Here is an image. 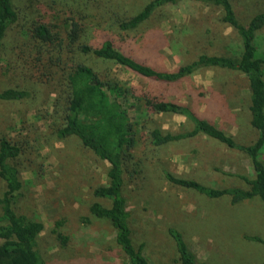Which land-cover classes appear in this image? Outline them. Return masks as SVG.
Returning a JSON list of instances; mask_svg holds the SVG:
<instances>
[{"label":"rangeland","instance_id":"obj_1","mask_svg":"<svg viewBox=\"0 0 264 264\" xmlns=\"http://www.w3.org/2000/svg\"><path fill=\"white\" fill-rule=\"evenodd\" d=\"M103 1L118 13L127 14L146 0ZM240 2L249 5L247 0ZM261 2L264 5V0ZM27 3L34 8V2L19 0L22 6ZM218 15L217 8L188 1L163 7L147 27L127 35L105 27V18L100 27L137 58L173 68L191 60L196 52L212 50L207 42L213 35L229 34L226 41L231 46L238 41L231 27L218 20ZM260 35L257 42L264 51V32ZM9 37L8 49L12 42L33 46L21 33L13 32ZM110 66L124 80L135 84L147 82L121 67ZM242 80L241 74L223 69L201 70L188 80L171 85L164 95L186 102L232 134L236 141L246 142L253 136L244 102L246 90L232 85ZM7 87L33 92L19 102L0 101V126L11 136H28L23 144L25 150L18 158L23 195L17 212L43 223L37 236L42 258L50 264H127L124 253L113 241L111 224L88 210L92 201L109 205L108 199L93 194L96 186L107 182L108 163L83 146L76 136L61 139L56 135V124L61 122L53 108V99L60 89L57 75L46 72L45 77L33 79L0 77V90ZM147 119L143 136L124 164L122 191L133 243L143 244L150 264H179L174 241L167 232L173 226L207 264H260L264 243L245 238L258 235L264 239V206L260 200L253 198L231 205L227 197L207 198L169 182L164 176L168 171L210 186H244L238 174H251L248 158L204 134L152 146L147 134L151 127L177 133L191 129L192 123L183 115L167 112Z\"/></svg>","mask_w":264,"mask_h":264},{"label":"trees","instance_id":"obj_2","mask_svg":"<svg viewBox=\"0 0 264 264\" xmlns=\"http://www.w3.org/2000/svg\"><path fill=\"white\" fill-rule=\"evenodd\" d=\"M200 2L219 9L218 20L230 26L237 37L231 46L229 34L208 39L212 50L196 52L191 60L173 68L156 66L120 47L100 22L125 35L147 27L163 7L181 2ZM146 0L132 13L120 14L103 0H0V77L38 78L46 72L56 74L59 90L53 99L61 122L57 137L76 136L83 146L108 163L107 182L93 189L96 197L109 205L92 201L89 212L108 220L114 229L113 241L127 264H150L143 244L135 245L129 225V210L122 188L125 161L143 136L145 123L156 113L183 115L192 123L183 132L147 130L149 144L160 146L196 134H204L230 149L242 152L249 160L251 174H238L244 186H210L194 178L165 171V178L192 189L207 198L227 197L229 204L256 198L264 206V51L257 42L264 32V5L261 0ZM22 3V2H21ZM36 6L38 9H36ZM26 35L31 48L16 42L9 49L12 33ZM208 36V35H207ZM179 48V46H178ZM182 48V47H181ZM110 64L130 71L147 82L131 83L120 78ZM223 69L242 75L248 123L253 136L246 142L205 118L196 108L164 93L175 83L191 78L201 70ZM43 81H40L42 83ZM33 92L26 88L0 90V101L19 102ZM22 118V123H24ZM254 137V138H253ZM28 136L9 135L0 126V264H50L37 248L43 223L17 212L22 197L19 175L21 153ZM24 148V149H23ZM175 244L179 264H207L196 256L176 227L167 228ZM264 243L258 235L245 236ZM63 241L66 237H61ZM260 264H264V259Z\"/></svg>","mask_w":264,"mask_h":264}]
</instances>
